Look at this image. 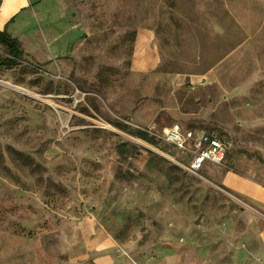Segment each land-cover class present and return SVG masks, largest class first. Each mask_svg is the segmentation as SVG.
Wrapping results in <instances>:
<instances>
[{"label": "rangeland", "instance_id": "1", "mask_svg": "<svg viewBox=\"0 0 264 264\" xmlns=\"http://www.w3.org/2000/svg\"><path fill=\"white\" fill-rule=\"evenodd\" d=\"M67 2L65 37L38 14L0 66V264L233 260L252 207L225 182H264V0ZM172 124L217 131L224 163L187 171Z\"/></svg>", "mask_w": 264, "mask_h": 264}, {"label": "crops", "instance_id": "2", "mask_svg": "<svg viewBox=\"0 0 264 264\" xmlns=\"http://www.w3.org/2000/svg\"><path fill=\"white\" fill-rule=\"evenodd\" d=\"M69 9L67 0H0V31H6L16 38L27 57L31 52H27L26 44L39 35L33 21L36 15L39 14L40 18V33L58 41L67 34L63 29L75 23ZM212 167L206 166L204 169ZM225 183L252 208L241 209L237 215L238 226L224 231L227 237L225 246L234 253L233 260L224 264H264V182L238 177L230 178ZM97 264L111 263L107 259Z\"/></svg>", "mask_w": 264, "mask_h": 264}, {"label": "built area", "instance_id": "3", "mask_svg": "<svg viewBox=\"0 0 264 264\" xmlns=\"http://www.w3.org/2000/svg\"><path fill=\"white\" fill-rule=\"evenodd\" d=\"M161 139L187 158L185 169L198 174L206 166H221L230 148L217 131L184 129L179 124L163 128Z\"/></svg>", "mask_w": 264, "mask_h": 264}, {"label": "trees", "instance_id": "4", "mask_svg": "<svg viewBox=\"0 0 264 264\" xmlns=\"http://www.w3.org/2000/svg\"><path fill=\"white\" fill-rule=\"evenodd\" d=\"M0 44L8 50L9 57L0 61V66L16 64L24 57L21 43L6 31H0Z\"/></svg>", "mask_w": 264, "mask_h": 264}, {"label": "bare ground", "instance_id": "5", "mask_svg": "<svg viewBox=\"0 0 264 264\" xmlns=\"http://www.w3.org/2000/svg\"><path fill=\"white\" fill-rule=\"evenodd\" d=\"M10 86L12 87V89H13V88L19 89L18 86H15V85H12V84H10ZM10 86H9V87H10ZM22 89H23V88H22ZM23 93H24V92H23Z\"/></svg>", "mask_w": 264, "mask_h": 264}]
</instances>
